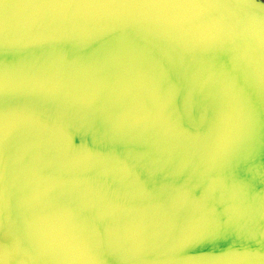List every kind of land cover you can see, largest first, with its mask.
Masks as SVG:
<instances>
[{"label":"water","instance_id":"95a60500","mask_svg":"<svg viewBox=\"0 0 264 264\" xmlns=\"http://www.w3.org/2000/svg\"><path fill=\"white\" fill-rule=\"evenodd\" d=\"M0 264H264V0H0Z\"/></svg>","mask_w":264,"mask_h":264}]
</instances>
